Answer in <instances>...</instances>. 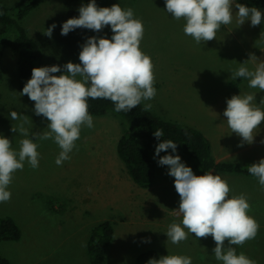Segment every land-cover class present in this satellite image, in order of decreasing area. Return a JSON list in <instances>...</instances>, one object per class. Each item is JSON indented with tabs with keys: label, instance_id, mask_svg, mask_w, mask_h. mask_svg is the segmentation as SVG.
I'll use <instances>...</instances> for the list:
<instances>
[{
	"label": "rangeland",
	"instance_id": "rangeland-1",
	"mask_svg": "<svg viewBox=\"0 0 264 264\" xmlns=\"http://www.w3.org/2000/svg\"><path fill=\"white\" fill-rule=\"evenodd\" d=\"M21 0H0V4L15 6ZM89 0H44L25 19L23 25L44 56L43 66L79 63L80 45L88 36L111 37L110 28L101 32L78 28L62 36L61 25L78 17V9ZM120 3L132 8L144 23L142 50L154 63L157 95L150 101L151 110L173 122L195 127L209 138L212 153L219 162L257 163L264 158V121L253 144L238 146L241 138L232 133L223 112L226 101L233 95L256 94V103L264 99V91L248 87L247 80L233 79L232 71L246 60L252 69L264 62V23L255 27L250 21L222 26L216 39L200 44L183 32L184 21L171 18L165 11L164 0H97L100 7ZM264 14V9L258 8ZM233 11L238 9L233 8ZM264 18V17H262ZM55 23L52 38L44 35ZM0 134L12 141L17 151L25 137L12 127L22 122L31 133L47 131L49 121L34 113V101L20 95L23 82L17 69V58L7 51L1 64ZM62 74V73H57ZM16 111L21 118L11 120ZM94 127H83L71 158L57 166L61 149L52 140H37L41 155L39 167L25 162L23 170L13 175L9 185L11 199L0 203V218L12 217L22 231L18 242L1 244V254L11 264H90L86 247L91 230L103 221L113 224L115 236L108 251V264H136L138 255L153 249L160 256L185 255L192 264H220L212 249L211 236L198 240L189 234L186 241L173 245L166 233L172 223L180 224L175 214L179 194L174 178L167 175L168 166L156 163V179L149 188L134 182L117 155V146L124 131L121 119L106 114L93 117ZM31 139H35L30 135ZM155 148L151 154L154 156ZM172 154L171 149L160 156ZM182 162L197 174L194 164L177 150ZM174 154V155H175ZM213 174H219L212 172ZM231 191L229 196L246 195L251 205L249 215L260 225L255 239L235 246L257 264H264V188L253 178L219 174ZM150 238V243H141ZM228 246V241H225Z\"/></svg>",
	"mask_w": 264,
	"mask_h": 264
},
{
	"label": "clouds",
	"instance_id": "clouds-1",
	"mask_svg": "<svg viewBox=\"0 0 264 264\" xmlns=\"http://www.w3.org/2000/svg\"><path fill=\"white\" fill-rule=\"evenodd\" d=\"M164 11L175 20H183V32L195 43L200 44L216 39L222 26L233 22L234 13L241 26L250 21L255 27L264 23V14L256 7H248L237 0H164ZM238 11H233V8ZM79 16L69 18L61 25L62 36H67L78 28L99 33L106 27L111 37L88 36L80 45L79 63L42 66L32 69L31 78L25 83L20 95H27L34 101L36 116L46 118L47 131L30 133L22 122L12 127L14 133L25 137L20 140L19 150L13 148L12 141L0 134V203L11 199L9 185L13 175L23 170L25 162L31 168L39 167L41 155L37 140H52L61 149L55 160L57 166L71 158L77 147L83 127H94L93 116L89 113V98L111 101L116 112H130L142 101H150L157 95L154 87V63L141 48L145 28L130 7L122 8L120 3L111 7H100L97 0H89L79 9ZM55 23L44 35L52 38ZM253 55H250V59ZM246 60L232 71L233 79L247 80L248 87L264 91V62L254 68L247 66ZM55 73H62L54 75ZM256 94L233 95L226 101L223 116L232 133L241 138L238 145H251L260 132L264 121V108L256 103ZM264 105V99L260 101ZM145 111L151 104L144 105ZM12 121L18 120L16 111L10 113ZM34 136L35 139H31ZM153 136L161 141L155 147L153 158L158 166H168L167 175L174 178V187L179 194V206L175 214L182 217L180 224L172 223L166 233L167 241L179 245L189 234L199 238L211 236L215 242L212 249L220 264H257L243 252L237 254L235 246H243L256 238L260 225L249 215L251 205L246 195L229 196L231 188L219 174L212 172L196 175L190 166L182 162L177 153L178 144L172 140H162L163 129L157 128ZM264 143V141H261ZM171 149L172 154L160 156ZM175 154V155H174ZM248 173L255 177L264 188V158L248 166ZM228 246H225V241ZM150 238H142L141 243H150ZM147 264H192V258L185 255H165L150 258Z\"/></svg>",
	"mask_w": 264,
	"mask_h": 264
},
{
	"label": "trees",
	"instance_id": "trees-1",
	"mask_svg": "<svg viewBox=\"0 0 264 264\" xmlns=\"http://www.w3.org/2000/svg\"><path fill=\"white\" fill-rule=\"evenodd\" d=\"M43 1L21 0L15 6L0 4V83L4 74L1 64L7 51H11L17 58V69L23 87L31 78L32 69L43 66V53L23 25L25 19ZM237 2L264 9V0ZM88 104L89 113L93 117L112 114L123 121L124 131L117 146V155L134 182L142 188H149L156 179V163L151 151L161 142L153 136L157 128L164 131L162 140H172L178 144V150L192 161L197 174L216 172L256 179L248 173L247 169L251 164L217 161L212 153V143L204 132L186 124L166 120L149 109L145 111L143 101L130 112H116L114 104L105 99L89 98ZM114 236V227L110 221H103L91 230L86 247L90 264H108V251ZM21 238V228L12 217L0 218V248L4 242H18ZM159 257L157 251L150 249L138 255L136 264H147L150 258ZM0 264H11L10 260L2 256L1 251Z\"/></svg>",
	"mask_w": 264,
	"mask_h": 264
}]
</instances>
